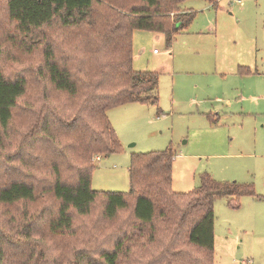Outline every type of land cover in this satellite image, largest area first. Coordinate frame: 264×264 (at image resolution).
Wrapping results in <instances>:
<instances>
[{
	"label": "rangeland",
	"instance_id": "rangeland-1",
	"mask_svg": "<svg viewBox=\"0 0 264 264\" xmlns=\"http://www.w3.org/2000/svg\"><path fill=\"white\" fill-rule=\"evenodd\" d=\"M181 6L193 10L195 16L170 44L163 32L133 30L132 66L159 73L158 105L133 100L108 109L121 149L107 155L93 153L91 185L96 190L129 191L132 153L171 147L175 191L197 187L201 175L209 173L217 180L252 183L264 195V0H219L216 5L209 0H184ZM103 7L98 6V11ZM1 21L0 67L10 76L25 75L28 89L14 109L0 146V186L25 179L37 186L40 195L51 164L63 161L62 155H74L61 154L63 143L83 139L82 131L74 133L60 122L66 121L62 114L53 119L51 107L63 102V112L71 115L81 107L84 94L69 97L53 89L41 44L30 50L14 45L8 39L15 33L13 22ZM80 41L57 34L54 44L57 58L76 69V74L79 65L98 68L94 51L83 59L85 48ZM155 48L159 51L154 52ZM42 119L49 124L44 125ZM45 126L51 137L45 135ZM243 197L237 208L225 197L214 201L213 264H264V232L246 231L244 213L251 206L243 201L252 196ZM55 207L49 196L27 206L0 203V219L16 224L15 219L26 215L32 234L28 240L6 244L4 264H65L77 252L96 257L121 239L118 264H177L184 248L190 251L189 246H174L184 241L183 236L174 237L172 226L167 229L165 218L170 213L161 201L153 236L144 234L145 226L138 225L130 204L113 218L105 217L102 199L93 203L89 214L74 213L71 229L55 233L42 214ZM180 264L194 263L187 259Z\"/></svg>",
	"mask_w": 264,
	"mask_h": 264
},
{
	"label": "trees",
	"instance_id": "trees-1",
	"mask_svg": "<svg viewBox=\"0 0 264 264\" xmlns=\"http://www.w3.org/2000/svg\"><path fill=\"white\" fill-rule=\"evenodd\" d=\"M105 1L111 4L106 5ZM183 1L0 0V28L4 27L2 19L7 23L13 22L15 26V33L8 39L28 50L41 44L52 88L69 97L84 94L81 107L71 115L63 112V102L54 103L50 110L53 119L60 118L62 114L66 121H59L73 129L74 133L82 131L83 139L76 137L79 143L74 140L62 145L61 154L74 152V155H62L63 161L51 164L49 178L45 180L40 195L34 183L17 178L0 186V203L27 206V203L42 196L53 198L55 210L42 214L55 233L71 229L75 223L74 213L89 214L97 199H102L103 215L108 218H113L120 209L130 204L138 225L145 226L144 234L151 233L150 236H153L157 226L154 224L157 203L161 201L170 213V217L166 215L165 218L167 229L172 226L174 237L183 236L184 241L180 240L174 246H189L190 251L185 247L177 264L187 259L194 264L214 263V201L217 197H225L231 207L237 208L244 195L264 199L252 183L217 180L205 173L201 175L197 187L175 191L172 188L175 154L169 147L160 151L132 153L129 191L96 190L91 185L95 168V161L91 159L93 153L107 155L121 149L118 135L107 116L108 109L133 100L158 105L159 73L135 70L132 66L133 30L163 32L170 44L175 34L184 30L195 16L193 10L182 8ZM209 1L215 5L219 2ZM102 5L103 11H98L97 7ZM48 29L53 30L45 32ZM36 31L42 34L37 36ZM57 34L62 38H82L80 43L85 48L83 59L94 51L98 68L87 69L84 67L88 66L79 65L76 74V69L59 60L54 51ZM110 56L113 59H109ZM27 89L25 75L10 76L0 67V146L8 135L14 109ZM41 122L49 124L43 119ZM43 129L45 135L51 137L48 127ZM160 212L165 211L161 209ZM15 220L16 224H10L11 219H0V264L5 261L6 244L28 240L32 235L31 223L26 215ZM15 227L17 233H13ZM4 228L9 231L5 232ZM121 240L114 248L103 249L96 257L77 252L65 264H118Z\"/></svg>",
	"mask_w": 264,
	"mask_h": 264
},
{
	"label": "crops",
	"instance_id": "crops-1",
	"mask_svg": "<svg viewBox=\"0 0 264 264\" xmlns=\"http://www.w3.org/2000/svg\"><path fill=\"white\" fill-rule=\"evenodd\" d=\"M251 196V195H248ZM244 198V197H242ZM244 204H248L251 206L250 209H245V220H247V229L246 231L250 232L252 234L255 233V230L257 232H264V199H256L253 196L252 197H245ZM250 198V199H249ZM243 200V199H242ZM254 200V201H252ZM245 225V224H244ZM246 226V225H245ZM259 228V230L257 229ZM249 264V263H248Z\"/></svg>",
	"mask_w": 264,
	"mask_h": 264
},
{
	"label": "built area",
	"instance_id": "built-area-1",
	"mask_svg": "<svg viewBox=\"0 0 264 264\" xmlns=\"http://www.w3.org/2000/svg\"><path fill=\"white\" fill-rule=\"evenodd\" d=\"M159 50L157 48L154 49V52H158ZM100 156H97V159H99Z\"/></svg>",
	"mask_w": 264,
	"mask_h": 264
}]
</instances>
